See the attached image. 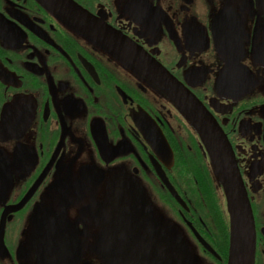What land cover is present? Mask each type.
<instances>
[{
	"label": "flooded vegetation",
	"instance_id": "af4514ba",
	"mask_svg": "<svg viewBox=\"0 0 264 264\" xmlns=\"http://www.w3.org/2000/svg\"><path fill=\"white\" fill-rule=\"evenodd\" d=\"M72 2L94 21L95 37L39 0H0V180L11 172L0 264H40L38 238L57 215L81 242L78 260L72 246L63 264H108L100 231L127 221L108 193L113 172L140 181L157 228L175 226L190 264H228L227 194L238 187L253 218L250 264H264V0ZM227 11L239 31L221 27L217 45L212 22ZM124 41L202 103L224 156L213 160L177 104L119 53ZM129 229L149 227L143 218ZM59 233L75 231L66 223Z\"/></svg>",
	"mask_w": 264,
	"mask_h": 264
},
{
	"label": "water",
	"instance_id": "95a60500",
	"mask_svg": "<svg viewBox=\"0 0 264 264\" xmlns=\"http://www.w3.org/2000/svg\"><path fill=\"white\" fill-rule=\"evenodd\" d=\"M39 1L65 20L88 32L93 37L96 36L93 28L94 21L85 16L81 8L72 0ZM237 21L239 20H237L233 11L223 12L213 19L212 26L217 45L220 38L219 32L222 30L221 27H225L228 33L234 26L236 28L235 32H238L239 25ZM234 22L236 23L233 24ZM113 38L115 41L113 48H116L120 39L115 35H113ZM101 42L110 47L113 46L111 40L103 39ZM124 45L126 48L119 53L143 72L153 84L177 104V107L205 141L213 160L224 156L225 148L220 142L219 133L213 131L210 114L205 111L202 103L160 63L148 58L144 53L142 54L132 46L133 44L131 45V43L124 41ZM9 108L10 105L4 111L5 114L6 111H9ZM19 130L24 131L21 128ZM153 144H157V142L155 141ZM167 146L171 151L168 142ZM88 169L90 168L81 169L83 176L87 174ZM220 173L222 177L225 175L227 177L228 175L222 171ZM107 179V186L110 189L108 193L118 203L120 212L127 218V221L117 226L104 227L100 231L97 245L104 261L108 264H190V249L175 226L170 225L166 229L157 228V226H163V224L160 223L158 216L154 212V209L156 211L157 209L152 205L150 199L147 198L146 191L140 181L130 175L119 172H113ZM233 179L236 184V175L234 173ZM10 183L11 172L8 170V172L1 174L0 199L3 198L2 194ZM170 190L175 195V190ZM237 190V195L233 193L227 194L231 216L228 264H250L254 241L252 212L247 199L239 195L238 187ZM110 201L106 202L105 210L111 206ZM157 213L160 214L158 211ZM143 218L149 230L140 233L132 232L129 229V225L139 224ZM56 220L57 222L48 224L45 231L38 238L37 255L40 264H51L52 262L63 264L65 258L70 254L69 247L72 246H74L73 250H76V260L81 255V242L77 229L75 230L73 224L67 221L65 217L57 215ZM66 223L74 229V236L67 237L59 233V237H55L52 234L55 227H62ZM55 246H59L60 249L55 250Z\"/></svg>",
	"mask_w": 264,
	"mask_h": 264
},
{
	"label": "rangeland",
	"instance_id": "374dc122",
	"mask_svg": "<svg viewBox=\"0 0 264 264\" xmlns=\"http://www.w3.org/2000/svg\"><path fill=\"white\" fill-rule=\"evenodd\" d=\"M86 240H87V243H88V248L91 250L94 247V246H92L93 243L91 244V240L93 241L94 239L86 238Z\"/></svg>",
	"mask_w": 264,
	"mask_h": 264
},
{
	"label": "bare ground",
	"instance_id": "6f19581e",
	"mask_svg": "<svg viewBox=\"0 0 264 264\" xmlns=\"http://www.w3.org/2000/svg\"><path fill=\"white\" fill-rule=\"evenodd\" d=\"M137 228L140 230V229H143L141 226L137 225ZM142 232H145V231H142Z\"/></svg>",
	"mask_w": 264,
	"mask_h": 264
}]
</instances>
